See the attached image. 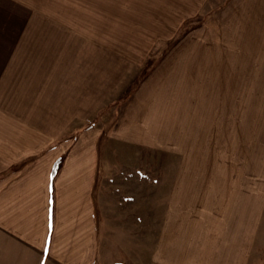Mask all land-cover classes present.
<instances>
[{
  "label": "rangeland",
  "instance_id": "374dc122",
  "mask_svg": "<svg viewBox=\"0 0 264 264\" xmlns=\"http://www.w3.org/2000/svg\"><path fill=\"white\" fill-rule=\"evenodd\" d=\"M224 5L206 4L181 21L173 36L152 37L157 25L167 29L174 22L164 10L156 16L142 4L0 0V145L6 139L24 151H39L77 137L89 125L110 134L122 117L128 120L133 97L177 45L210 37L212 31L195 34ZM146 13L148 20L142 19ZM135 44H144L145 52L131 53ZM186 80L171 77V91L164 96L172 99L147 110L150 132L143 135L164 149L146 154V244L144 236L142 244L131 243L135 230L108 228L103 220L94 261H57L0 235V264H163L157 257L162 231L157 224L170 226L167 237L180 232L183 253L185 244L197 238L200 245L213 242L223 220L244 222L246 264H264V93L245 85V99L230 102L228 116L218 118L188 100ZM174 87L181 93H173ZM205 221L212 227L205 228ZM173 241V236L167 239L166 246Z\"/></svg>",
  "mask_w": 264,
  "mask_h": 264
},
{
  "label": "crops",
  "instance_id": "0c3cea01",
  "mask_svg": "<svg viewBox=\"0 0 264 264\" xmlns=\"http://www.w3.org/2000/svg\"><path fill=\"white\" fill-rule=\"evenodd\" d=\"M92 4H142L144 10H155L156 16L164 10V16L174 23L167 29L157 25L152 37L173 36L181 21L195 16L206 4L225 5L195 34L198 38L204 31H212L209 38L177 45L162 60L133 97L125 114L128 120L122 117L110 134L100 126L89 125L77 137L47 144L39 151H24L15 141L3 139L0 235L30 245L57 261H94L103 220L109 223L108 228L135 230L136 240L131 243L142 244L144 236L146 244L150 194V160L146 154L150 149H164L162 144L146 139L150 132L146 115L148 109H158L159 101L172 99L164 96L171 91V77L187 78L183 92L196 102L198 110L206 111V116H228L230 102L245 99V85L257 86L254 91L264 93L260 88L264 85V0H92ZM149 16L146 13L142 19ZM142 45H133L131 53H144ZM173 93L181 92L174 87ZM57 161L60 163L54 175ZM162 172L161 176L164 169ZM158 173L156 167L157 184ZM117 221L124 225L112 223ZM209 224L205 221V228H211ZM157 227L162 229L157 257L163 264H246L245 232L241 231L244 222L223 220L212 236L213 242L200 245L197 238L185 244L183 253L180 232L173 231L170 237L174 241L166 246L170 237L165 230L170 226L162 222Z\"/></svg>",
  "mask_w": 264,
  "mask_h": 264
},
{
  "label": "trees",
  "instance_id": "16d2710c",
  "mask_svg": "<svg viewBox=\"0 0 264 264\" xmlns=\"http://www.w3.org/2000/svg\"><path fill=\"white\" fill-rule=\"evenodd\" d=\"M59 160H61V159H59ZM59 163H60V161H57V162H56V165H55V168H54V175H55V173H56L57 170H58Z\"/></svg>",
  "mask_w": 264,
  "mask_h": 264
}]
</instances>
